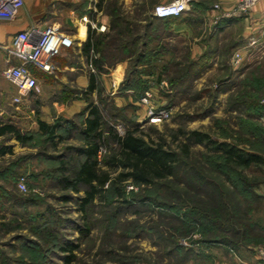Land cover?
<instances>
[{"label":"rangeland","instance_id":"rangeland-1","mask_svg":"<svg viewBox=\"0 0 264 264\" xmlns=\"http://www.w3.org/2000/svg\"><path fill=\"white\" fill-rule=\"evenodd\" d=\"M100 2L99 16L91 11V0L49 3L42 21L63 27L72 21V30L80 24V37L82 31L85 35L83 18L89 22L87 34L91 21L107 18L114 43L105 46L102 55L106 74L97 77L103 90L100 98L113 103L117 97L130 95L132 107H117L125 108V118H134L137 127L119 119L114 123L117 135L133 131L144 141L160 143L176 154L175 176L149 186L125 182L119 185L120 195L116 187L105 184L104 192L83 208L86 187H64L58 182L61 162L70 169L79 162L65 150L81 144L77 133L67 141L47 144L38 121L53 124L64 117H56L39 93L19 104L1 99L0 123L12 124L32 140L22 145L11 136L0 137V148L11 151L0 156V264H237L234 256L242 257L247 248H255L258 256V250H264V232L256 225L264 213V202L257 194L264 184V36L245 50L248 54L240 66L232 64L238 48L229 50V40L218 48L221 59L214 62L192 59L182 47L173 59L162 61L156 53L167 54L169 47L149 50L156 57L152 61L149 55V63L138 67L146 71L141 79L145 84L154 80L155 85L147 84L153 101L171 115L159 126H148L141 121L140 97L134 100L131 93L114 89L137 69L132 53L136 48L125 46L136 31L134 22L147 20L148 6L140 4L139 10L126 14L119 0ZM115 19L118 23L111 29ZM106 81L108 93L103 89ZM168 84H174V90ZM0 85L8 84L2 80ZM92 99L98 102L96 94ZM110 111H103L107 123H111ZM193 131L208 135L217 144L257 154L261 161L247 168L223 165L213 159L222 154L210 151L207 143L189 140ZM116 149L111 141L104 144L98 155L104 170L103 162ZM120 171H111L110 178ZM21 179L25 193L18 189ZM66 246L72 252L64 251Z\"/></svg>","mask_w":264,"mask_h":264},{"label":"crops","instance_id":"crops-1","mask_svg":"<svg viewBox=\"0 0 264 264\" xmlns=\"http://www.w3.org/2000/svg\"><path fill=\"white\" fill-rule=\"evenodd\" d=\"M63 1L24 0L23 7L12 21L0 22V82L2 80L5 81L2 77V72L8 66H18L20 64L19 60L10 57L7 53V48L12 46L14 37L18 33L32 28H57L60 34L71 41V45L69 47H62L58 55L52 59V74H44L38 71H33V74L36 77L40 90L38 95L41 101L51 106V109L54 111L53 114H56V117L60 116L70 119L69 117L80 113L87 105V101L82 97V93L88 88L91 70H89L90 59L83 47L87 34L85 33L84 35V31H82L81 38L78 35L80 24L77 30L75 27L72 30L70 28L72 21L68 22L67 27H63L60 24L44 25L42 21L43 14L47 10L49 3ZM119 1L126 14H132L135 10H139L140 4L148 6V15L151 17V21L147 22L137 19L134 25L138 34L145 33L148 35L147 45L149 50L153 51L156 47L160 46L169 47L167 54L156 53L160 58L163 57L160 59L161 61L163 59H173V56L177 52H181L182 48L186 53L189 51L192 59H205L210 62L219 61L221 59V52L218 48L221 45L224 46L225 43L223 42L226 40H229L231 45L228 48L229 50L232 47H236L238 48L236 51H241L242 55L245 56L248 54L245 50L251 48V41L256 42V40L264 36V0H257L248 12L231 18L225 17V14L235 7L237 0H191L188 10L180 17L164 20L154 19L151 15L152 9L157 4H166L171 0ZM97 2L98 0H91L93 6L91 8L92 12L96 11L98 13ZM215 6H218V8H215ZM101 18L99 20L97 17L95 21L96 25L98 27L103 25L106 30L104 32L95 31L97 35L108 33L110 30L107 18ZM176 46H178V49ZM156 54H151L153 55V59H155ZM162 54L165 57L161 56ZM213 66H216V64L213 63ZM151 77H154V75L147 76V78ZM153 81L151 79L147 84L155 85ZM7 84L5 86L0 85V100L4 98L5 101H11L15 104L13 100L18 96L17 89L9 82ZM104 85L103 89L108 93L110 85L107 81ZM115 87L114 89L118 91V85ZM153 90L156 91L154 88ZM132 92V90H128L125 93L132 94ZM30 96L36 95L32 93L26 97H22L20 103L28 101ZM92 96H95V92L92 93ZM117 98H120V104H117ZM117 98L113 102L116 106L132 103L130 95ZM48 118L50 119L51 117ZM257 194L264 202V184H260ZM261 219L262 222L260 221L256 225L257 229H261L264 232V213ZM243 253L245 255L242 257H238V255L234 256L237 259V264H264L259 260L255 248H247Z\"/></svg>","mask_w":264,"mask_h":264},{"label":"trees","instance_id":"trees-1","mask_svg":"<svg viewBox=\"0 0 264 264\" xmlns=\"http://www.w3.org/2000/svg\"><path fill=\"white\" fill-rule=\"evenodd\" d=\"M100 1L96 4L99 10H101ZM146 21L150 22L151 17L148 16ZM116 23L118 21L116 19L113 20V27L111 29L116 27ZM123 24L128 25V22L123 20ZM132 32L134 36L127 42L125 48L128 49L129 46L136 48V52L132 53L136 55L135 63H137V69L129 74L123 82L121 81L122 84L118 91L126 92L132 90L134 100H137L148 90L147 84L141 79L146 74V71L140 70L138 67L144 65L145 62L149 63V55L153 53L149 54L148 52V35L145 33L138 34L136 31ZM110 35V32L97 35L94 30H91L87 34L86 42L83 45L88 58L91 56V52L98 56L97 59L91 61L95 73L90 75L88 88L82 93V97L87 101L86 107L74 118L60 119L61 122L57 121L53 124H46L43 121H38L40 134L47 144H52V142L58 139L61 141L66 140L69 135L77 133V140H80L81 144L78 146H66L65 150L66 152H72L79 162L76 165L73 164L74 167L71 169L65 162H61L58 168V173H60L58 182L59 184H63L64 187L76 188L78 185L86 187V194L81 200L83 208L98 193L104 192L103 188L105 184L116 187L115 191L119 195V185L122 187L125 182H130L136 186L155 185L157 182L174 177L178 163L176 154L165 150L160 143H148L135 135L133 131H127L122 137L117 135L114 123L119 121V119L120 121H127L130 126L137 127V125L134 118L130 119V121L125 118L124 114L127 112L125 108L117 107L114 103L100 98V96L102 97L103 90L101 86L99 87L97 77H100L101 73H105L102 55L106 49L105 46L109 47L114 43L110 39ZM168 85L174 90V84ZM93 92L97 96V103L92 99ZM128 106L132 107L131 104H128ZM107 108L111 110L109 112L111 123H107L103 117V111ZM5 136L13 137L16 142L22 145L32 140V136L22 135L12 124L0 123V137ZM188 138L195 144L207 143L211 147L210 151L222 154L220 156L215 155L213 159H217V162L221 161L223 165H235L247 168L249 165L261 161L260 156L257 154H245L239 148L237 149L227 144H217L212 142L208 135L200 132L193 131L189 134ZM109 141L114 143L117 149L109 157H106V160L103 162V166L106 167V170H104L99 163L98 155L104 144H109ZM10 152L9 148H0V156H4ZM117 169L121 171L116 177L110 178V172ZM10 197L17 198L16 195H11ZM216 244L221 243L218 242ZM70 248L66 246L64 247V251L72 252ZM69 259L67 258V262Z\"/></svg>","mask_w":264,"mask_h":264},{"label":"built area","instance_id":"built-area-1","mask_svg":"<svg viewBox=\"0 0 264 264\" xmlns=\"http://www.w3.org/2000/svg\"><path fill=\"white\" fill-rule=\"evenodd\" d=\"M256 1L237 0L235 7L227 12L225 17H236L239 14L248 12ZM190 2L191 0H171L166 4H157L153 7L151 15L159 20L180 17L188 10ZM23 5L24 0H0V22L12 21ZM215 8H218V6H215ZM83 21L85 22L84 27L87 34V24L89 22L86 18H83ZM90 27L91 30L99 32L106 30L103 25L98 27L96 22L93 21H91ZM255 43V41H251L250 46ZM70 45L71 41L60 34L59 30L54 27L32 28L28 31L20 32L14 37L12 46L7 48V53L10 57L19 60L20 64L18 66H8L2 72V77L17 89L18 96L13 100L15 104L20 103L22 97L32 93H39L40 90L33 71L52 74V59L58 55L62 47H69ZM90 57L89 68L93 71L91 61L97 59L98 56L91 52ZM243 60L241 51H235L232 56V64L240 66ZM139 105L144 110V117L141 121L145 125L159 126L170 118V110L157 107L150 90L146 91L140 98ZM18 189L21 192H26L24 179L18 182ZM258 257L264 263V250H258Z\"/></svg>","mask_w":264,"mask_h":264}]
</instances>
